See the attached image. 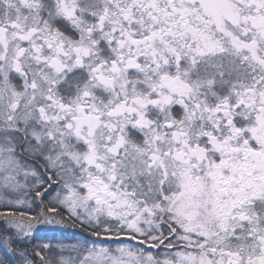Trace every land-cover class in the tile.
Here are the masks:
<instances>
[{"label":"snow or ice","instance_id":"1","mask_svg":"<svg viewBox=\"0 0 264 264\" xmlns=\"http://www.w3.org/2000/svg\"><path fill=\"white\" fill-rule=\"evenodd\" d=\"M0 264H264V0H0Z\"/></svg>","mask_w":264,"mask_h":264}]
</instances>
